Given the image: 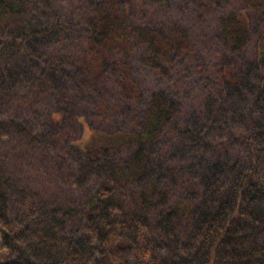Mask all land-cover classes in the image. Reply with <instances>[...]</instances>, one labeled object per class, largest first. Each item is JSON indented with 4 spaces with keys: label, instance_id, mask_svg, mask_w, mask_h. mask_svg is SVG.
I'll list each match as a JSON object with an SVG mask.
<instances>
[{
    "label": "trees",
    "instance_id": "1",
    "mask_svg": "<svg viewBox=\"0 0 264 264\" xmlns=\"http://www.w3.org/2000/svg\"><path fill=\"white\" fill-rule=\"evenodd\" d=\"M46 2L0 0V141L58 145L77 196L0 161L2 264H264V0Z\"/></svg>",
    "mask_w": 264,
    "mask_h": 264
},
{
    "label": "rangeland",
    "instance_id": "2",
    "mask_svg": "<svg viewBox=\"0 0 264 264\" xmlns=\"http://www.w3.org/2000/svg\"><path fill=\"white\" fill-rule=\"evenodd\" d=\"M46 3H41L37 8H44L53 12H59L66 19H76L87 6L81 0H46ZM209 1V0H206ZM38 4V1H37ZM222 6V8H227ZM203 23H200V25ZM209 24L202 25V30L206 31ZM202 36L200 32L198 37ZM208 53L207 58H209ZM211 59V58H210ZM153 74L144 75L142 82L144 86L151 87L154 83L157 84V80L152 77ZM141 77L139 76V81ZM213 83V80L211 81ZM159 85V84H157ZM211 87H208L204 91H200L201 97L208 96ZM190 98L186 102L188 109L195 106L196 102L191 101L194 98V94L189 95ZM190 100V101H189ZM72 109L76 113L84 112L88 110L86 97L75 96L72 101ZM1 116L11 118H23L26 119L28 113L24 110L15 109L14 112L2 111ZM40 123L41 117L33 119ZM1 132V129H0ZM40 144L32 145L30 141L25 137L19 135H12L8 143L0 141V161L3 166V173L18 187L27 188L30 193L38 194L43 198V202L48 204H56L63 206L70 198L71 194L77 196V192L71 189L69 184L65 183L61 179V162L58 157L60 154V147L55 143H50L48 139L39 140ZM160 147V146H159ZM6 247L2 245L0 236V264L5 260Z\"/></svg>",
    "mask_w": 264,
    "mask_h": 264
}]
</instances>
